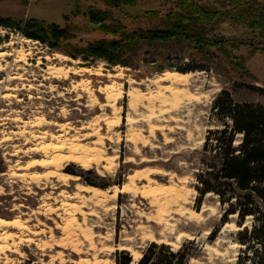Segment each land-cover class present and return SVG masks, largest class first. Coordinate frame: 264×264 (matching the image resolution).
Masks as SVG:
<instances>
[{"label":"rangeland","instance_id":"obj_1","mask_svg":"<svg viewBox=\"0 0 264 264\" xmlns=\"http://www.w3.org/2000/svg\"><path fill=\"white\" fill-rule=\"evenodd\" d=\"M89 6L132 31L161 22L173 1L0 0L8 23L0 24V217L16 220L0 227V264H115L116 249L135 261L149 241L177 248L187 238L198 245L190 264H235L237 216L221 224L224 206L212 194L196 209L193 172L207 130L221 126L210 110L221 89L264 104L250 86L264 87V53L232 49L245 70L186 40L127 48L128 65L73 58L63 50L111 37L85 15ZM31 18L69 25L71 36L58 50L12 25ZM248 32L229 21L215 30ZM165 71L182 78L164 80ZM78 168L102 178L67 171Z\"/></svg>","mask_w":264,"mask_h":264},{"label":"trees","instance_id":"obj_2","mask_svg":"<svg viewBox=\"0 0 264 264\" xmlns=\"http://www.w3.org/2000/svg\"><path fill=\"white\" fill-rule=\"evenodd\" d=\"M103 1L114 6L135 4L139 0ZM172 1V8L161 22L132 31L114 19L110 11L89 6L85 15L111 37L63 52L73 58L100 57L111 65H128L129 59L124 56L127 48L133 49L140 43L186 40L202 53L216 56L214 51H218L242 70H245V58L235 55L232 49L246 46L250 54L264 53V0ZM224 21L246 27L248 35L236 39L215 33ZM0 24L8 26L2 18ZM13 24L26 37L39 40L53 49L60 50V41L71 36L69 25L60 27L33 18ZM193 68L208 69L205 65ZM250 86L264 95V87ZM210 110L221 126L207 130L197 156L199 167L193 172V186L197 191L195 207L199 208L205 195L215 196L224 206L221 224L228 220L229 215L237 216L235 222L239 229L236 241L241 246L235 264H264V104L236 100L230 90L223 88L214 98ZM237 136L239 142L235 144ZM67 171L75 175L93 173L100 177L91 169ZM84 182L107 186L88 178ZM116 183L122 185L121 180ZM246 217L251 218L250 227L244 225ZM197 247L195 239L189 238L177 248L166 242L149 241L140 249L135 261L127 249H116L113 258L115 264H190L191 258L197 257Z\"/></svg>","mask_w":264,"mask_h":264},{"label":"bare ground","instance_id":"obj_3","mask_svg":"<svg viewBox=\"0 0 264 264\" xmlns=\"http://www.w3.org/2000/svg\"><path fill=\"white\" fill-rule=\"evenodd\" d=\"M22 51V50H19ZM182 78L181 74H178L177 72H171V71H165L163 72V79L164 80H168V81H172V82H176L179 81ZM67 174H64L63 178H66ZM78 189L83 190L85 192L90 193L91 195H96L99 192V188L95 187V186H91V185H83L80 184L79 186H77ZM11 224H16V220L15 219H5L0 217V227L2 226H6V225H11Z\"/></svg>","mask_w":264,"mask_h":264}]
</instances>
